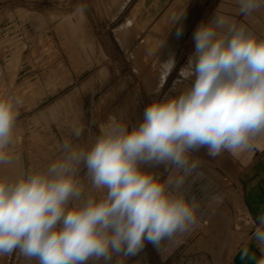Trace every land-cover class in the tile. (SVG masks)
<instances>
[{
	"label": "clouds",
	"instance_id": "obj_1",
	"mask_svg": "<svg viewBox=\"0 0 264 264\" xmlns=\"http://www.w3.org/2000/svg\"><path fill=\"white\" fill-rule=\"evenodd\" d=\"M236 4L244 21L214 12L192 31L193 49L179 72L187 83L178 93L152 100L136 123L112 115L90 142L65 139L43 166L0 176V257L111 264L197 226L200 203L185 189L200 166L194 154L236 156L264 143V30L245 22L264 0ZM21 103L0 98V167L19 163L13 144ZM83 134L71 129L75 141ZM159 168L176 174L150 170ZM245 224L264 253V212L249 213Z\"/></svg>",
	"mask_w": 264,
	"mask_h": 264
},
{
	"label": "rangeland",
	"instance_id": "obj_2",
	"mask_svg": "<svg viewBox=\"0 0 264 264\" xmlns=\"http://www.w3.org/2000/svg\"><path fill=\"white\" fill-rule=\"evenodd\" d=\"M138 1L0 0V98L22 101L13 144L19 163L0 167V176L14 179L22 169L43 166L60 154L65 139L90 142L112 115L122 112L126 122L136 123L152 100L178 93L183 35L141 45L149 29L143 33L131 16ZM170 59L174 67L165 64ZM73 127L83 128L81 141L72 137ZM150 170L161 178L176 174ZM189 185L188 178L186 195L194 191V181ZM210 224L159 249L146 244L135 255L114 256L111 264H229L248 237L240 233V217L229 213L223 226L220 220ZM0 264L36 262L13 252Z\"/></svg>",
	"mask_w": 264,
	"mask_h": 264
},
{
	"label": "crops",
	"instance_id": "obj_3",
	"mask_svg": "<svg viewBox=\"0 0 264 264\" xmlns=\"http://www.w3.org/2000/svg\"><path fill=\"white\" fill-rule=\"evenodd\" d=\"M214 12L231 16L237 21L245 20L238 15L236 0H139L131 16L140 21L143 33L149 29L146 35L148 39L141 45L154 42L156 36L166 40L176 34L177 28H183L176 57V65L179 64L181 69L184 66L181 61L187 60L193 49L190 38L192 31ZM245 22L254 29L264 30V9ZM167 57L165 55L163 58ZM183 86L184 83L179 82V89ZM194 155L200 161V166L189 177L190 188L193 186L191 181H194V191L190 189L188 196H195L200 208L197 211V226L190 233L199 234L213 220L222 221L223 226V220L228 219L229 213L235 219L240 217V233H247L248 237L235 248L229 264H257L264 253L251 237L245 218L249 213L255 217L264 212V143L236 156L222 153L213 158L203 149ZM237 224L236 221L234 228H238Z\"/></svg>",
	"mask_w": 264,
	"mask_h": 264
}]
</instances>
